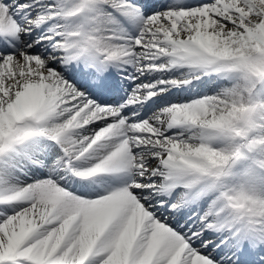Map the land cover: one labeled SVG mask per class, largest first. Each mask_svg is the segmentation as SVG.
<instances>
[{
	"label": "snow or ice",
	"instance_id": "obj_1",
	"mask_svg": "<svg viewBox=\"0 0 264 264\" xmlns=\"http://www.w3.org/2000/svg\"><path fill=\"white\" fill-rule=\"evenodd\" d=\"M241 5L254 7L250 0H203L194 7L143 15L132 0H79L69 8L56 0H0V40L15 44L0 48V154L39 133L59 144L65 167L78 176L132 173L126 186L94 199L73 195L52 178L0 190V204L25 202L11 214L7 207L0 211V264H85L90 255L102 257L101 264H246L252 249L264 245V205L221 207L215 198L190 214L181 212L208 192L193 191L203 172L194 171V161L175 150L178 135L168 134L182 120L167 107L146 118L128 107L166 90L172 80H137L118 103L101 99L117 87L105 74L109 62L132 64L136 73L183 64L185 39L177 37L194 33L205 14L243 32L237 21H248ZM113 12L140 19L131 42L115 43L116 34H108L106 22H116ZM78 14L84 22L71 27L68 18ZM250 15L258 16L259 9ZM162 57L170 59L157 63ZM81 58L86 67L78 71L85 84L77 87L60 66ZM92 122L103 126L93 125L90 135L72 134ZM108 137L118 139L100 145L109 150L98 155L94 167L74 166L85 158L84 148L91 145L87 157ZM243 140L229 163L264 152V138L249 134ZM242 175L256 179L254 168ZM178 186L184 190L171 199L158 195ZM176 199L179 206L173 204ZM212 231L219 233L218 243L205 238ZM221 245L227 251L219 258L207 251Z\"/></svg>",
	"mask_w": 264,
	"mask_h": 264
},
{
	"label": "clouds",
	"instance_id": "obj_2",
	"mask_svg": "<svg viewBox=\"0 0 264 264\" xmlns=\"http://www.w3.org/2000/svg\"><path fill=\"white\" fill-rule=\"evenodd\" d=\"M253 5L247 11L240 9L248 21H239L243 32L210 19L206 25L198 23L194 34L188 33L180 45L183 63L190 66L191 74L182 73L172 80L174 85H187L204 72L229 75L230 83L220 86L212 95L167 106L171 114L183 116V125L195 129L189 136L178 135L173 143L178 153L194 161V171L203 172V183L196 191L216 190L215 198L221 207L264 205V190L257 187L255 180L242 174L237 177L233 173L237 163H229V158L245 142L243 137L252 134L253 139L264 138V100L258 98L255 91L257 85H264V0H254ZM255 9H259L258 19L249 14ZM203 32H211L214 43L206 42ZM167 119L165 117V121ZM216 138L227 143L213 147L210 141ZM89 148L81 152L85 159ZM245 160L244 172L254 168L256 177L264 175V166H261L264 152L248 153ZM91 166L94 167L95 162ZM173 204L179 206L180 200H174Z\"/></svg>",
	"mask_w": 264,
	"mask_h": 264
},
{
	"label": "bare ground",
	"instance_id": "obj_3",
	"mask_svg": "<svg viewBox=\"0 0 264 264\" xmlns=\"http://www.w3.org/2000/svg\"><path fill=\"white\" fill-rule=\"evenodd\" d=\"M64 1V0H63ZM62 1V2H63ZM203 0H152L149 5L153 7V10L151 11L150 15L154 12L159 11H167L169 8H177V7H194L198 4L202 3ZM231 2V0H230ZM239 2V0H237ZM56 3L59 5L61 3L60 0H56ZM250 3H254V0H250ZM250 8V7H249ZM245 11L248 10L244 8L243 5H241V8ZM250 14V13H249ZM252 16V15H251ZM116 18V17H115ZM253 19H257V16H252ZM211 18L207 17L205 14V19L203 23L200 21H197V24H207V21ZM239 23V21H237ZM138 23V22H137ZM116 23L106 22V28L107 30L111 31L114 29V26ZM137 28H140V26L136 25L132 27L131 29L122 30L124 33L123 39H121L119 36H114L113 41L115 43H126L131 42L132 35L135 34V37L138 35ZM230 28V27H229ZM108 34L111 35V32ZM188 34V33H186ZM194 34V33H193ZM204 40L206 42H213V34L211 32H203L202 33ZM121 39V40H120ZM119 40V41H118ZM1 42V41H0ZM16 43H19L17 41ZM12 47H15V44H12ZM1 48V43H0ZM128 67L131 68V72L137 75V78H146L149 75L152 74H161L163 70H154L151 73H148L146 70L145 72L139 74L134 71V66L132 64H127ZM133 68V69H132ZM60 69L64 71V75L66 78L71 79L72 83L76 84L78 87L84 86L83 83H80V78L76 76L75 78L72 76V74L69 73V67L68 64H64L60 66ZM58 69V70H60ZM185 71H188L190 69L189 65H186L183 68ZM203 75H200L199 80H194L193 82H196L193 87H191L189 90H186L185 87L182 89H173L170 92L159 96L156 100L161 99L163 100V107L170 106L172 104H179V103H187L194 99L201 98L206 95H212L216 91L219 90L220 86L226 85L230 83V76L225 75L223 73H215V74H205L204 80H202ZM202 80V81H201ZM133 84V80L129 81V85L127 86V89ZM201 84V86L199 85ZM200 86V87H199ZM256 95L258 98L264 100V95H260L258 92H256ZM170 96L173 100H166L167 97ZM108 99L111 98L110 95L107 96ZM181 120H183V116H180ZM99 122H92L89 126H85L86 129H92L93 125H98ZM195 129L189 128L187 125H176L174 128L170 129L168 134L169 135H180V136H189ZM36 136V137H35ZM111 137L106 138L105 140H102L98 142L97 145L94 146V150L90 151L89 154H87V159L83 158L79 160L80 162H85L86 160H92L97 157V153H101L103 151L107 152L109 148L106 147H100L101 144L109 145L111 142ZM36 142L37 145L35 148L31 147L30 143ZM53 142V143H52ZM213 147H220L227 143V141L216 138L212 141H210ZM30 145V147H28ZM28 147V148H27ZM24 148H27L28 151L26 152L23 150ZM139 150V149H137ZM9 152H12V154L17 158V160H20V164H17L16 166L11 165L9 163H5L0 159V171H2L6 176L8 181H1L0 187L3 188V191H7L10 188H13L15 186H24L29 183L45 179V178H52L53 180L57 181L58 186L63 187L66 191L70 192L73 195L81 197L82 191H84L86 188L83 187L82 183H78L77 186L74 184V181L72 182L71 177L69 176V173L67 169L63 166L62 162L59 161V156L62 154V149L60 148L59 144L50 139L49 137L42 135V134H36L32 137H29L21 144L15 145L13 149H10ZM58 152L56 161H51V155H55ZM55 158V156H54ZM247 161L242 163L241 165L237 166L233 173L239 177L245 170L247 166ZM126 176H132L131 172L128 171H121L119 175H115L114 179H122ZM1 177V176H0ZM5 178V177H4ZM6 180V179H5ZM131 180V179H130ZM130 180L128 183H130ZM255 183L258 188L261 190H264V175L260 177H256ZM171 193L174 195V191ZM85 193V192H84ZM162 193H159L158 195H161ZM169 195V197H170ZM216 195H218L215 190L208 191L206 194L201 196L198 200L197 206L205 207L208 202H210L212 199H215ZM25 202L19 203L20 205ZM12 203H10L11 205ZM9 205V204H8ZM1 206V205H0ZM157 207H162V205H157ZM0 211H3V209L0 207ZM188 208H182L181 212L187 213ZM12 212V211H11ZM9 212V214H11ZM164 216H168L167 212L163 213ZM171 219V218H170ZM174 222V221H173ZM181 223H183V220H181ZM219 235V233L212 231L207 233L206 237L209 240H213L214 243H216L218 240H216V237ZM226 243V242H225ZM264 246V245H263ZM203 251V250H202ZM208 252H213L216 254V258H219V255L224 254V251H227L224 249V245H221L220 248H214L210 247ZM264 254V250H261ZM207 254V253H205ZM231 253L229 252V255ZM92 257H95L97 260V264H101L102 257L96 256V255H90ZM86 258L85 264H87V260L91 257ZM255 256H257V253H255ZM260 256V255H259ZM260 258V257H259ZM246 264H262L264 262L263 260H259L258 262L254 263L251 259H249L247 256L245 257Z\"/></svg>",
	"mask_w": 264,
	"mask_h": 264
},
{
	"label": "rangeland",
	"instance_id": "obj_4",
	"mask_svg": "<svg viewBox=\"0 0 264 264\" xmlns=\"http://www.w3.org/2000/svg\"><path fill=\"white\" fill-rule=\"evenodd\" d=\"M139 33V32H138ZM134 36V35H133ZM132 36V38H134ZM134 83H136V82H134ZM171 100H173V99H171ZM36 142H32V143H30V145H31V147H36L37 145L35 144ZM30 145L28 146V147H30ZM27 147V148H28ZM27 148H24L23 150H25L26 152L28 151V149ZM56 158H57V156H55V158H52L51 157V161H56ZM7 160V162L6 163H9V164H11V165H14V166H16L17 164H20V160H17V158L15 157V158H13V159H9V158H7L6 159ZM0 182L1 181H8L7 180V176L2 172V171H0ZM5 177V178H4ZM6 179V180H5ZM0 185H1V183H0ZM15 187H17V186H15ZM117 189H119V187H117ZM0 190H2L3 191V188H1L0 187ZM90 194H92V192H90V193H87V194H85V193H82L81 194V197L82 198H86V195H90ZM21 202H23V201H15V202H11L12 204L10 205H3V204H0L1 206V208L4 210L5 209V207H7V209H8V212H11L16 206H18V205H20L19 203H21ZM193 203V202H192ZM91 258H89L88 260H87V264H97V260H96V258L95 257H92V256H90ZM260 257V258H259ZM264 259V257H261V256H258V260H263ZM86 263V262H85Z\"/></svg>",
	"mask_w": 264,
	"mask_h": 264
}]
</instances>
